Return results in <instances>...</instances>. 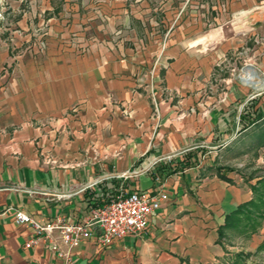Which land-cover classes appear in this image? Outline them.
<instances>
[{
  "label": "crops",
  "instance_id": "crops-1",
  "mask_svg": "<svg viewBox=\"0 0 264 264\" xmlns=\"http://www.w3.org/2000/svg\"><path fill=\"white\" fill-rule=\"evenodd\" d=\"M11 45L0 37V264H60L43 240L24 247L32 232L15 223V211L78 221L120 190L162 192L168 200L143 236L105 248L84 241L73 264H218L231 254V232L220 240L218 230L253 198L249 180L233 168L248 155L239 140L250 128L239 122V95H202L185 73V55L174 50L163 53L172 61L160 80L140 73L157 50L120 60L110 72L99 58L43 64ZM199 66L197 56L193 76Z\"/></svg>",
  "mask_w": 264,
  "mask_h": 264
},
{
  "label": "rangeland",
  "instance_id": "rangeland-1",
  "mask_svg": "<svg viewBox=\"0 0 264 264\" xmlns=\"http://www.w3.org/2000/svg\"><path fill=\"white\" fill-rule=\"evenodd\" d=\"M0 37L12 43L15 55L29 52L38 63L65 59L79 65L99 58L110 72L120 60L129 63L148 49L157 50L162 54L140 73H156L160 80L172 61H164L163 53L178 51L189 65L185 73L200 82L202 95L218 100L228 93L239 95V118L245 108L259 113V121L239 139L248 155L233 168L249 180L251 190L256 179L264 178V89L241 83L247 68L264 80V0H0ZM197 56L200 66L193 76ZM178 70L176 74L183 68ZM229 235V253L243 254L236 264H264V249L257 250L264 240V220L253 236Z\"/></svg>",
  "mask_w": 264,
  "mask_h": 264
},
{
  "label": "built area",
  "instance_id": "built-area-1",
  "mask_svg": "<svg viewBox=\"0 0 264 264\" xmlns=\"http://www.w3.org/2000/svg\"><path fill=\"white\" fill-rule=\"evenodd\" d=\"M193 147L203 145L196 143ZM169 158L170 156L166 157ZM158 161L154 160L141 172H147ZM101 181L102 179H98L84 185L81 191ZM167 200V195L162 192L127 193L120 190L109 194L101 205L90 208L78 221H67L62 215L37 220L22 211L14 212V220L18 225L28 226L32 232L31 238L24 243L25 248H31L39 240H43L60 264H73L72 251L84 241L93 240L105 248L115 240L143 236L151 218Z\"/></svg>",
  "mask_w": 264,
  "mask_h": 264
},
{
  "label": "trees",
  "instance_id": "trees-1",
  "mask_svg": "<svg viewBox=\"0 0 264 264\" xmlns=\"http://www.w3.org/2000/svg\"><path fill=\"white\" fill-rule=\"evenodd\" d=\"M248 109L249 110L246 108L243 109V113L239 119L243 129L254 126L260 119L258 118L259 113H256L255 115L254 112H251L252 108ZM223 179H225V177H223ZM252 189L254 198L249 202L240 205L234 211L225 216L224 224L218 230L220 240L226 236V232L232 233L235 231L248 237L258 231L261 226V221L264 220V178L257 180L256 184L252 186ZM259 190L262 191V194L257 195L256 193ZM262 249H264V240L257 248V250ZM242 258L243 254L241 252L230 254L218 264H236L237 262L242 261Z\"/></svg>",
  "mask_w": 264,
  "mask_h": 264
},
{
  "label": "bare ground",
  "instance_id": "bare-ground-1",
  "mask_svg": "<svg viewBox=\"0 0 264 264\" xmlns=\"http://www.w3.org/2000/svg\"><path fill=\"white\" fill-rule=\"evenodd\" d=\"M253 71V70H252ZM250 68H247L241 77V83L244 86H248L255 91L264 89V80L259 81L257 76L252 72ZM259 72V71H258Z\"/></svg>",
  "mask_w": 264,
  "mask_h": 264
}]
</instances>
